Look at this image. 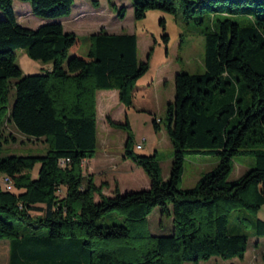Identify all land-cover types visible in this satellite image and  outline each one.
Masks as SVG:
<instances>
[{
  "label": "trees",
  "instance_id": "1",
  "mask_svg": "<svg viewBox=\"0 0 264 264\" xmlns=\"http://www.w3.org/2000/svg\"><path fill=\"white\" fill-rule=\"evenodd\" d=\"M45 22L36 28L18 23L13 0H0V150L14 140L7 126L27 139L42 140L44 155H0V240H9L8 264H185L211 257L242 258L249 235L229 233L227 216L239 208L248 216L237 221L264 236L256 216L264 205V0H180L188 18L221 15L204 28V71L177 72L174 98L165 107L164 127L173 147L169 176L163 179L157 151L133 150L127 116L107 117L126 132L123 158L140 167L149 186L111 195L83 172V161L97 148L96 93L117 90L132 107L135 82L147 71L139 59L135 33L101 29L89 36L85 53H73L80 37L62 21L74 0H20ZM117 12L125 16L124 5ZM135 19L147 10L175 13L177 0H130ZM94 7L98 0H91ZM230 16L246 18L243 25ZM167 34H162L164 42ZM50 63L48 70L23 74L16 50ZM14 100L9 106V93ZM161 119L153 118L159 128ZM187 154L215 155L217 164L193 187L179 188ZM251 155L254 167L228 180L233 158ZM39 164L36 175L32 171ZM12 184L6 190L3 182ZM155 207L171 220L170 233L149 229ZM117 211L118 222L99 224ZM13 222L30 229L21 233ZM45 229L46 231H43ZM264 264V251L261 255Z\"/></svg>",
  "mask_w": 264,
  "mask_h": 264
},
{
  "label": "rangeland",
  "instance_id": "2",
  "mask_svg": "<svg viewBox=\"0 0 264 264\" xmlns=\"http://www.w3.org/2000/svg\"><path fill=\"white\" fill-rule=\"evenodd\" d=\"M99 6L94 7L91 0H74L71 13L67 17L57 18L62 21L65 31H73L80 37V45L71 52L85 53L90 45L89 36L101 29L109 33H135L138 43L139 59L145 61L148 57L147 71L135 82L133 88L132 107L126 108L125 113L131 126L134 138L133 150L141 154H151L157 151L156 159L160 163L162 177L168 178L170 165L173 155V147L166 133L165 107L168 103L169 95L174 92L173 76L177 72L201 73L204 71L205 37L202 33L204 28L212 29L216 23L213 20L222 18L221 15H203L202 23H196L197 15L194 18H188L183 13V5L180 0L176 2L175 13H167L157 9L147 10L145 16L141 19H135L130 0H113V3L120 7L125 6V16L121 19L117 17V12L110 6L107 0H98ZM25 8H29L28 2L13 0V9L20 15ZM0 14L1 11H0ZM23 18V17H22ZM37 18V19H36ZM41 17L32 15L22 19L26 26L35 28ZM231 19L244 24L246 18L230 16ZM20 20V18H19ZM162 34H167V41L164 42ZM16 63L22 65V57L26 56L23 50L15 51ZM40 66L47 67L48 63H42ZM46 64V65H45ZM102 90L98 91V96ZM109 95V107L115 119L124 118V111L118 104H122L115 97L113 90L107 91ZM173 95V94H172ZM117 99V100H116ZM14 100V89L9 93V106ZM110 112L102 110L97 114L98 145L94 157L106 153L107 149L112 157L121 160L123 153V144L126 132L114 128L109 131L107 117ZM111 117V116H110ZM159 118V128L155 130L152 126V119ZM264 130V129H263ZM97 131V129H96ZM5 133L14 136V140L4 144L0 150L1 156L10 154L15 155H44L46 153V144L42 140H30L17 133L12 126L5 128ZM109 148H106L107 145ZM140 144V148H136ZM101 159V158H100ZM218 162L215 155L187 154L183 163V173L179 188L193 187L201 175L212 169ZM37 163L32 171L36 175ZM84 173L88 175L89 164L87 160L83 161ZM254 167V160L251 155L238 154L233 158V168L228 175V180H233L242 175L247 169ZM115 169V167L113 168ZM142 171V169H140ZM97 171V170H96ZM128 179L123 178L122 182L127 187H144L143 180L135 172H130L125 168ZM118 174V173H117ZM144 174V173H143ZM99 176L97 172L91 174ZM114 177L112 173L108 174ZM145 175V174H144ZM107 176L105 175L104 178ZM105 182V181H103ZM107 183V182H106ZM117 184V183H116ZM118 185V184H117ZM107 187V186H106ZM246 209L239 208L232 211L227 216V229L229 233H246L249 235L247 249L242 258H232L223 260L218 257H211L208 260H202L198 263L185 264H263L261 260L264 251V236L254 235L252 226L241 225L236 217L248 216ZM256 216L264 221V205L260 207ZM117 211H110L103 215L99 224L118 222ZM149 229L151 233L157 235H167L170 233L171 220L167 216H161L160 208L155 207L148 216ZM21 233H28L30 229L24 224L13 222ZM43 231H46L43 229ZM9 240H0V264H8Z\"/></svg>",
  "mask_w": 264,
  "mask_h": 264
},
{
  "label": "crops",
  "instance_id": "3",
  "mask_svg": "<svg viewBox=\"0 0 264 264\" xmlns=\"http://www.w3.org/2000/svg\"><path fill=\"white\" fill-rule=\"evenodd\" d=\"M30 17H32V14H31L29 8L28 9L25 8L24 12L20 13V15L16 14V18H17L18 23L23 25V26H25V27H28V26L24 25L25 22L22 19H24V18L25 19L26 18L29 19ZM19 18H20V20H19ZM29 20H31V19H29ZM38 22L39 23H36L37 25H35L36 27L38 25H40L41 23L45 22V20L40 18L38 20ZM28 28H31V27H28ZM38 63H39L38 61L30 59L26 55V56L22 57V65H19V67L21 68L23 74L37 73V72H40V71H43V70H48L51 67L50 63L47 64V67L40 66L41 64H38ZM174 76H173V79H172L173 83H174ZM98 91L96 93L97 114H98V112H100L102 110H105V111L110 112V116H111V118L113 120L121 121V117L118 118V119H115L113 117L112 113H111V110H110V107H109V95H108V93L107 92H103V90H102V92H99L100 96H98ZM107 91H110V90H107ZM113 91L115 93V97L118 99L117 90H113ZM172 94L169 95V98L167 99L168 100L167 102L173 100L174 92ZM118 101H119V99H118ZM118 105H119L120 109L124 111V117H125L126 116V113H125V110H124V109H126L125 106L123 104H118ZM96 129H97L96 136H97V145H98V128H97V126H96ZM113 129H114L113 127L109 126V131L110 132ZM125 140H126V136H125V139H124V143H125ZM109 146L111 147L110 143H109V145H107L106 148H109ZM123 146H124V144H123ZM123 146H122V148H123ZM110 153L111 152H109L108 149H107L106 153H104V154L101 153V155L100 156H96V158L93 156L92 158L85 159V160L88 161V164H89V169H86L88 171V174H94L95 172H97V175L99 174V176H94L93 175L94 182L97 185H99L103 181L107 182V187L103 188V192L106 195H111L112 194V189L114 188L116 183L118 184V187H119L121 192L134 191V190H138V189H141V188H147L149 186V179L146 176V174L144 173V171L140 170L141 169L140 167H138L136 164H134L131 160L124 159L123 158V153L121 154V160L120 161L116 160L114 157H112V154H110ZM114 167H115V169H113ZM125 168L127 170H129L130 172H135L136 174H138V176H141L142 177L141 179L143 180V183H144L142 186H144V187H139V188L130 187V186L127 187L125 184H123L122 179L123 178L128 179V177L126 176V172L124 171ZM83 172H85V171L83 170ZM109 173H112L114 175V177L111 176V179H110L109 178L110 176L108 175ZM105 175L107 176L106 178H104ZM163 179H166V178L163 177ZM8 246L10 247V243H8ZM9 247H8V249H9Z\"/></svg>",
  "mask_w": 264,
  "mask_h": 264
},
{
  "label": "built area",
  "instance_id": "4",
  "mask_svg": "<svg viewBox=\"0 0 264 264\" xmlns=\"http://www.w3.org/2000/svg\"><path fill=\"white\" fill-rule=\"evenodd\" d=\"M141 147V145L140 144H136V148H140ZM3 187L6 189V190H12V187L13 186H7V185H5V180H4V182H3Z\"/></svg>",
  "mask_w": 264,
  "mask_h": 264
},
{
  "label": "bare ground",
  "instance_id": "5",
  "mask_svg": "<svg viewBox=\"0 0 264 264\" xmlns=\"http://www.w3.org/2000/svg\"><path fill=\"white\" fill-rule=\"evenodd\" d=\"M5 185H7V186H11L12 184H9V183L5 180Z\"/></svg>",
  "mask_w": 264,
  "mask_h": 264
}]
</instances>
